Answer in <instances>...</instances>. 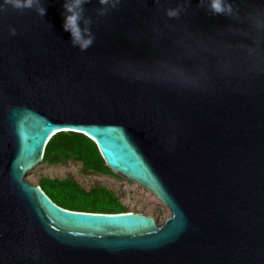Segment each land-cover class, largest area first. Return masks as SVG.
Listing matches in <instances>:
<instances>
[{"label":"water","instance_id":"1","mask_svg":"<svg viewBox=\"0 0 264 264\" xmlns=\"http://www.w3.org/2000/svg\"><path fill=\"white\" fill-rule=\"evenodd\" d=\"M64 2L0 11V264H264V0H86L85 51ZM60 130L169 215L55 203L24 173Z\"/></svg>","mask_w":264,"mask_h":264},{"label":"trees","instance_id":"2","mask_svg":"<svg viewBox=\"0 0 264 264\" xmlns=\"http://www.w3.org/2000/svg\"><path fill=\"white\" fill-rule=\"evenodd\" d=\"M41 162L67 163L80 165L84 172L96 174H113L105 163L94 140L84 133L73 130H60L50 136L45 144ZM38 184L57 204L73 210L124 212L132 211L122 203L115 192L105 186L93 185L85 190L73 177L42 176Z\"/></svg>","mask_w":264,"mask_h":264},{"label":"rangeland","instance_id":"3","mask_svg":"<svg viewBox=\"0 0 264 264\" xmlns=\"http://www.w3.org/2000/svg\"><path fill=\"white\" fill-rule=\"evenodd\" d=\"M73 175L74 179L85 189L93 185L105 186L115 192L117 198L132 211H143L156 216L161 223L169 215V208L162 204L148 189L124 178L113 174H96L84 172L80 165L74 162L46 163L38 162L24 173L25 178L37 183L42 176L64 177Z\"/></svg>","mask_w":264,"mask_h":264},{"label":"clouds","instance_id":"4","mask_svg":"<svg viewBox=\"0 0 264 264\" xmlns=\"http://www.w3.org/2000/svg\"><path fill=\"white\" fill-rule=\"evenodd\" d=\"M86 0H65V19H64V30L69 31L72 37V44L78 46L81 51L87 50L93 43L94 35L91 33L89 27L85 26L81 28L80 21L83 19V4ZM102 5H109L110 0H99ZM119 0H111V7L115 8ZM7 6H11L16 10L23 11L25 9H35V11L43 17L46 14V9L42 5L41 0H3L0 3V11H4ZM210 8L213 14H222L231 16L233 14V8L227 0H210ZM106 10H101V15ZM180 8L169 9L167 15L169 17H177ZM85 25L90 24V20H85ZM12 35L16 34L15 28L9 29Z\"/></svg>","mask_w":264,"mask_h":264},{"label":"flooded vegetation","instance_id":"5","mask_svg":"<svg viewBox=\"0 0 264 264\" xmlns=\"http://www.w3.org/2000/svg\"><path fill=\"white\" fill-rule=\"evenodd\" d=\"M145 213H146V212H145ZM149 214L153 215V216L155 217V219L157 220V218H156V216H155L154 214H152V213H149Z\"/></svg>","mask_w":264,"mask_h":264}]
</instances>
